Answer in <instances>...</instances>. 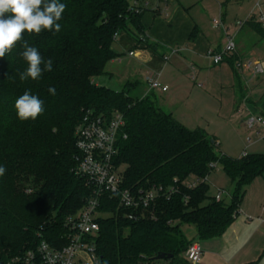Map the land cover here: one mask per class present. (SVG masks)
Returning <instances> with one entry per match:
<instances>
[{
  "label": "trees",
  "instance_id": "trees-1",
  "mask_svg": "<svg viewBox=\"0 0 264 264\" xmlns=\"http://www.w3.org/2000/svg\"><path fill=\"white\" fill-rule=\"evenodd\" d=\"M59 2L66 4L60 32H25L0 58V166L7 169L0 176V263L41 241L53 248L67 245V222L91 194L75 172L77 129L88 113L104 118L119 113L125 124L115 164L122 167V188L173 187L175 192L160 194L138 221L129 220L117 200L105 197L95 239L99 264H190L185 252L193 241L181 226H194L201 241L221 237L238 216L246 187L264 175V154L218 155L216 137L185 127L151 96L132 94L138 82H128L120 92L95 83L120 57L114 44L121 32L145 41L142 7L129 0ZM246 24L264 41L255 18ZM24 41L53 61L52 71L35 81L19 79L28 66L21 55ZM26 90L44 102L45 110L35 120L21 121L15 101ZM216 164L234 186L230 203L216 202L209 194L205 180ZM159 254L171 257L156 261Z\"/></svg>",
  "mask_w": 264,
  "mask_h": 264
},
{
  "label": "crops",
  "instance_id": "crops-1",
  "mask_svg": "<svg viewBox=\"0 0 264 264\" xmlns=\"http://www.w3.org/2000/svg\"><path fill=\"white\" fill-rule=\"evenodd\" d=\"M175 1L169 0L170 9ZM161 3L164 6L163 0ZM160 10L156 11L154 18L160 14ZM183 13L176 9L174 17H179L175 21L174 17L172 19L174 23L181 24L180 28H170L160 36L154 33L148 36L151 28L142 20L147 41L141 39L139 42L121 32L114 50L115 45L121 47L124 50L122 55L129 53L144 66L143 76L137 77L139 74L135 70L132 77L136 80H130L134 83L142 80L146 88L143 97L151 96L164 112L171 114L185 127L203 130L216 137L217 143L222 135L227 137V133H230L232 145L238 144L243 139L239 135L240 128L246 126L247 118L251 115L264 117V76L254 77L249 72L240 75L235 65L239 60H263L264 49L261 48L262 44H257L264 41L257 43L253 40L255 42L251 47L240 41L235 54L215 65L207 52L222 49L216 47L211 30L199 20L187 19ZM179 19H183V22ZM149 75L155 76L168 90L151 91L146 82ZM251 130L259 138L264 135L262 127ZM249 141L251 145L254 143L251 139ZM263 151L245 150L241 156L244 153L264 154ZM192 241L200 243L204 250L199 264H264V196L255 207L243 206L221 237Z\"/></svg>",
  "mask_w": 264,
  "mask_h": 264
},
{
  "label": "built area",
  "instance_id": "built-area-1",
  "mask_svg": "<svg viewBox=\"0 0 264 264\" xmlns=\"http://www.w3.org/2000/svg\"><path fill=\"white\" fill-rule=\"evenodd\" d=\"M139 1L132 0V6H139ZM163 2V13L168 15L169 0H163ZM256 11H259L258 16L255 14ZM250 18H255L264 29V0L257 2ZM212 25L215 29H221L228 41L221 51L208 50L207 52V56L215 65H218L228 56L236 53L237 44L234 37L228 34L230 27H227L222 19H214ZM238 26L242 28L244 24L240 22ZM235 68L240 75L249 72L254 77L264 76V61L261 59L239 60ZM146 82L151 91L166 92L168 90V87L163 86L153 75L146 77ZM124 124V118L119 113L111 118L91 113L84 117L76 132L75 172L86 180L91 194L84 207L67 222V245L62 248H53L46 241H41L35 249L5 264H99L95 239L100 231L98 218L102 216L100 210L105 197L109 201L117 200L119 208L128 212L126 217L129 220L138 221L144 216V211H148L156 204L160 194L170 196L175 192L173 187L169 189L154 187L139 191L122 188V169L115 164V157L118 155V141ZM246 126L249 129L264 128V117L251 115L246 120ZM246 156L247 153H244L242 157ZM200 182L194 181L188 188L192 189ZM225 194L224 190H219L214 197L215 201L221 202ZM203 256L204 250L198 242H193L185 252V259L190 264H199Z\"/></svg>",
  "mask_w": 264,
  "mask_h": 264
},
{
  "label": "rangeland",
  "instance_id": "rangeland-1",
  "mask_svg": "<svg viewBox=\"0 0 264 264\" xmlns=\"http://www.w3.org/2000/svg\"><path fill=\"white\" fill-rule=\"evenodd\" d=\"M176 1L173 3V5L171 4V9L169 10L168 15L162 12L164 6L162 5L161 0L139 1V6L144 9L145 13L142 20L145 24L148 25V27L151 28L147 33L148 36H152L153 33L160 36L170 28L179 29L181 24L174 23L172 19L175 15L176 9H180L184 12L183 16H186L187 19H193L194 21L199 20L207 28H209L213 37L215 38V44L217 45L215 46H220L221 49H224L226 47L228 41L221 29H215L213 27L212 22L214 19H222L225 22L226 26L230 27V31L228 32V34L231 37H234L236 44H238L240 41H243V43L247 47H251L255 41L257 43L263 41L258 36V34L255 33L252 28H250L249 24H246V22L254 12L255 5L260 0ZM129 3L132 5V0H129ZM159 9H161L160 14L154 18L153 15ZM255 14L256 16H258L259 11H256ZM178 17L179 16H175L174 21L175 19L177 20ZM179 20L180 22H183V19ZM240 22L244 24L242 28L238 26V23ZM145 40L147 41L146 37ZM261 44V48L264 49V43H258L257 46H260ZM115 50L120 55V57L113 65H108L106 69L107 74L96 78L95 82L99 85L120 92L124 91L126 84L130 82V80H136L132 77V74L135 70H137L136 74H139V76L137 77H141L145 72V68L135 56H130L129 53H125V55H122L121 53L124 52V50L121 49V47L115 45ZM136 53L137 51L134 52V54ZM190 65H193V63H190ZM145 90V85L141 80L139 81L137 88L132 90V94H135V96L138 97H143ZM240 130L241 131L239 135L243 139L242 142L240 141L238 144L234 143L232 145V140L230 139L232 135L230 133H227V137H223L222 135V139L219 138V145L216 147V152L218 155L223 154L232 158H239V156H241L245 150H247L248 152L264 150V135L259 138L258 136H256V134L253 133L251 129H249L245 125H243ZM249 139L253 140L254 143H252V145ZM206 182L209 185V194L211 196H215L219 190H224L226 194L225 196H223V200L226 203L231 202L232 194L234 192V186L230 178L225 174L220 164L215 165V168L208 175ZM245 191V196L243 198L240 209L243 206L250 208L255 207L263 199L264 196V177L256 178L251 184L246 187ZM181 231L184 233L188 240L199 239L197 237L196 228L194 226L182 225Z\"/></svg>",
  "mask_w": 264,
  "mask_h": 264
},
{
  "label": "clouds",
  "instance_id": "clouds-1",
  "mask_svg": "<svg viewBox=\"0 0 264 264\" xmlns=\"http://www.w3.org/2000/svg\"><path fill=\"white\" fill-rule=\"evenodd\" d=\"M66 4L59 0H0V58L12 51L16 44L23 40L24 33L40 34L43 30L60 32ZM21 55L27 62V69L19 73V79L25 81L31 78L38 80L43 72L52 71L53 61L43 59L36 47L23 42ZM43 65V67H41ZM48 92L56 95L55 87H49ZM15 110L21 121L35 120L44 112V102L26 90L15 101ZM7 169L0 166V176Z\"/></svg>",
  "mask_w": 264,
  "mask_h": 264
},
{
  "label": "water",
  "instance_id": "water-1",
  "mask_svg": "<svg viewBox=\"0 0 264 264\" xmlns=\"http://www.w3.org/2000/svg\"><path fill=\"white\" fill-rule=\"evenodd\" d=\"M171 256H166L165 254H159L155 257L156 261H161V260H165L166 258H170Z\"/></svg>",
  "mask_w": 264,
  "mask_h": 264
}]
</instances>
